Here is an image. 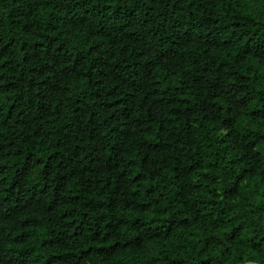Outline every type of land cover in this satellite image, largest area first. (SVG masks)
Segmentation results:
<instances>
[{
    "label": "trees",
    "instance_id": "obj_1",
    "mask_svg": "<svg viewBox=\"0 0 264 264\" xmlns=\"http://www.w3.org/2000/svg\"><path fill=\"white\" fill-rule=\"evenodd\" d=\"M0 264H264V0H0Z\"/></svg>",
    "mask_w": 264,
    "mask_h": 264
}]
</instances>
